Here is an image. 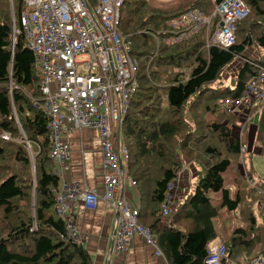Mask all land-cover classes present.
<instances>
[{
	"label": "trees",
	"instance_id": "16d2710c",
	"mask_svg": "<svg viewBox=\"0 0 264 264\" xmlns=\"http://www.w3.org/2000/svg\"><path fill=\"white\" fill-rule=\"evenodd\" d=\"M219 1L122 0L119 6L118 29L137 63L136 88L121 123L126 176L138 194L137 221L167 264H203L212 243L224 247L221 264L236 256L239 264L254 255L264 258V209L256 205L264 178L253 169L252 152L239 154L246 145L245 118L221 105L238 99L256 74L246 60L264 64V0H242L249 12L235 22L229 47L206 45L203 32L171 45L162 42L168 19L194 8L209 15ZM22 7V0H0V135L10 139L0 138V264H92L84 248L64 239V222L54 210L51 189L59 179L49 158L34 58L21 31ZM12 27L18 30L13 39ZM251 46L257 58L243 53ZM235 55L243 62L231 84H223L218 76ZM232 126L240 129L239 137L231 134ZM252 146L264 158V135ZM180 157L198 169L197 182L162 223L160 204ZM209 194H219L216 204ZM223 214L238 218L228 234L222 225L221 233L213 226Z\"/></svg>",
	"mask_w": 264,
	"mask_h": 264
},
{
	"label": "built area",
	"instance_id": "2783aa9c",
	"mask_svg": "<svg viewBox=\"0 0 264 264\" xmlns=\"http://www.w3.org/2000/svg\"><path fill=\"white\" fill-rule=\"evenodd\" d=\"M121 3L122 0H95L89 7L84 0H22L20 26L39 78L40 107L47 118L49 158L54 173L59 176L66 170L68 148L64 136L80 129L98 132L101 193L80 189L70 182L51 189L55 213L65 225L64 239L80 245L73 222L65 216L74 202L92 210L101 201L114 214L110 253H124L130 239L138 236L154 249L156 256L162 257L148 229L138 223V209L118 194L122 182L134 186L126 176L127 151L121 123L128 99L136 88L137 70L136 60L130 56V41L118 29ZM248 12L249 7L242 0H221L209 15L198 8L187 10L165 22L162 42L171 45L203 32L206 45L229 47L235 39V22ZM211 18L216 19L214 23ZM17 31L12 27V39ZM246 61L256 67V74L246 82L238 99H225L221 105L225 111L239 113L248 122L252 114L264 108V64ZM0 138L10 140L5 133ZM245 150L240 145L239 154ZM173 171L176 178L167 184L160 204L163 220L169 219L175 207L173 192L180 168ZM247 182L251 183L248 178ZM256 205L264 209V189L258 191ZM205 250L203 264H221L222 244H208ZM238 261L240 258L236 256L230 264H239ZM241 264H264V258L254 255Z\"/></svg>",
	"mask_w": 264,
	"mask_h": 264
},
{
	"label": "crops",
	"instance_id": "0c3cea01",
	"mask_svg": "<svg viewBox=\"0 0 264 264\" xmlns=\"http://www.w3.org/2000/svg\"><path fill=\"white\" fill-rule=\"evenodd\" d=\"M260 112L261 109L252 114L250 121L247 122L248 125L251 121L258 119V123L264 128V115L259 116ZM251 129L250 135L246 133V146L247 144L253 145L255 140L264 135L262 129L258 133L255 128ZM64 141L68 148V157L65 162L66 170L58 176V185L62 182H70L77 184L80 189L101 193V153L97 130H72L64 136ZM185 185L184 176L179 174L173 192L174 202L183 195ZM229 188L233 190L230 183L226 186L228 191ZM118 194L125 198L133 208L138 209V194L134 186L122 182L119 184ZM232 194L233 191L229 196L231 197ZM65 216L73 222L78 234V243L86 250L92 264H167L163 257L156 256L154 249L145 245L138 236L130 239L128 249L124 253H110V228L114 214L107 210L101 201L92 210L84 209L82 204L76 201L66 211Z\"/></svg>",
	"mask_w": 264,
	"mask_h": 264
},
{
	"label": "rangeland",
	"instance_id": "374dc122",
	"mask_svg": "<svg viewBox=\"0 0 264 264\" xmlns=\"http://www.w3.org/2000/svg\"><path fill=\"white\" fill-rule=\"evenodd\" d=\"M159 1L165 2L168 0H159ZM257 52L258 51L252 46L246 47L243 51V53L245 55H248L249 57H252V58L258 57ZM242 62H243V58L239 55H235L232 58V60L221 70L220 75L218 76L217 80L222 82L223 84H231L232 80L234 79V77L236 75L237 68L241 65ZM223 100H225V99H223ZM261 114L264 115V108L261 109L259 116ZM248 126H249V129H248ZM251 128L252 129L255 128L256 133H258L261 129L264 131V128H262V126L258 123V119L251 121L249 125L247 123L248 135L251 134L250 133ZM231 134L235 137L236 136L239 137L241 134L240 129L237 126H232ZM248 141L250 142V140H247V142ZM244 146L246 147L245 152L247 150H249L250 152L253 153L252 166H253L255 173L257 174V176L264 178V158L257 154L256 149H254V147H252L251 144H249V145L247 144V146L246 145H244ZM180 162H181L180 171L177 175V178L179 177V174L184 176V178L186 180V185L184 186L183 195L179 196L176 199V201L173 204L174 206L176 205V203L178 201H181L187 194L193 192L194 187H195L196 182H197V178H198V169L194 166L193 163L189 162V160L184 158V157H180ZM125 167H126V165H125ZM222 179H223L224 184L228 185L230 183V176H229L228 172H225L222 174ZM226 186H225V188H226ZM174 188H176V187L174 186ZM232 191H233L232 188H229V194H231ZM209 197L212 200V202L214 204H216L217 201L219 200L220 196H219V194H209ZM167 219H164L162 221V223H166ZM237 221H238L237 217H234V219H228L227 216L223 214V215H220L218 218L213 220V226H214V229L216 230V232L221 233L223 231V229H225V232H227V231L232 230L235 222H237ZM221 225L224 226L223 229H221Z\"/></svg>",
	"mask_w": 264,
	"mask_h": 264
},
{
	"label": "water",
	"instance_id": "95a60500",
	"mask_svg": "<svg viewBox=\"0 0 264 264\" xmlns=\"http://www.w3.org/2000/svg\"><path fill=\"white\" fill-rule=\"evenodd\" d=\"M27 147L29 148V146L27 145Z\"/></svg>",
	"mask_w": 264,
	"mask_h": 264
}]
</instances>
